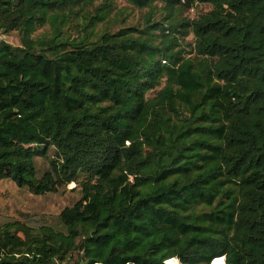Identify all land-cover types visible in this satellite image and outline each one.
I'll return each instance as SVG.
<instances>
[{"label":"trees","instance_id":"16d2710c","mask_svg":"<svg viewBox=\"0 0 264 264\" xmlns=\"http://www.w3.org/2000/svg\"><path fill=\"white\" fill-rule=\"evenodd\" d=\"M116 1L0 0V182L80 196L0 264H264V0Z\"/></svg>","mask_w":264,"mask_h":264},{"label":"rangeland","instance_id":"374dc122","mask_svg":"<svg viewBox=\"0 0 264 264\" xmlns=\"http://www.w3.org/2000/svg\"><path fill=\"white\" fill-rule=\"evenodd\" d=\"M116 5L114 15H119L121 20L124 18L127 19L129 24L141 22L147 13V10L131 8L124 0L116 1ZM210 9L211 7L209 5L200 4L196 8L187 11L184 16L195 18ZM44 31L41 30L38 34ZM4 39L12 45H20L19 35L17 33H13ZM193 42L194 38L190 36L187 39V43L192 45ZM37 167L39 174H43L48 168V165L44 160L39 159L37 160ZM74 187L75 185L72 184L66 190H62L59 193L35 196L28 189L19 188L10 180L0 182V226L10 221H21L31 227L48 225L59 228L58 216L61 211L65 207L72 206L80 199L79 194L73 190Z\"/></svg>","mask_w":264,"mask_h":264},{"label":"bare ground","instance_id":"6f19581e","mask_svg":"<svg viewBox=\"0 0 264 264\" xmlns=\"http://www.w3.org/2000/svg\"><path fill=\"white\" fill-rule=\"evenodd\" d=\"M169 264H181L178 260L172 259L168 261ZM214 264H224V258H219L214 261Z\"/></svg>","mask_w":264,"mask_h":264},{"label":"built area","instance_id":"2783aa9c","mask_svg":"<svg viewBox=\"0 0 264 264\" xmlns=\"http://www.w3.org/2000/svg\"><path fill=\"white\" fill-rule=\"evenodd\" d=\"M1 38H5V36H0Z\"/></svg>","mask_w":264,"mask_h":264},{"label":"water","instance_id":"95a60500","mask_svg":"<svg viewBox=\"0 0 264 264\" xmlns=\"http://www.w3.org/2000/svg\"><path fill=\"white\" fill-rule=\"evenodd\" d=\"M224 264H225V258H224Z\"/></svg>","mask_w":264,"mask_h":264}]
</instances>
